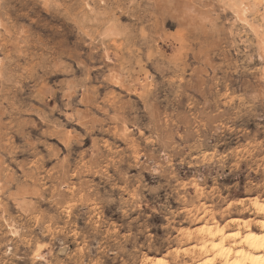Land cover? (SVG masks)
Returning <instances> with one entry per match:
<instances>
[{"label":"rangeland","instance_id":"rangeland-1","mask_svg":"<svg viewBox=\"0 0 264 264\" xmlns=\"http://www.w3.org/2000/svg\"><path fill=\"white\" fill-rule=\"evenodd\" d=\"M255 200L264 0H0V264H198Z\"/></svg>","mask_w":264,"mask_h":264},{"label":"bare ground","instance_id":"bare-ground-1","mask_svg":"<svg viewBox=\"0 0 264 264\" xmlns=\"http://www.w3.org/2000/svg\"><path fill=\"white\" fill-rule=\"evenodd\" d=\"M253 208L257 214L254 229L246 220H237L241 223L232 231L218 225L204 227L200 243L193 247L204 256L198 264H264V202L255 200ZM149 261L169 264L162 259Z\"/></svg>","mask_w":264,"mask_h":264}]
</instances>
